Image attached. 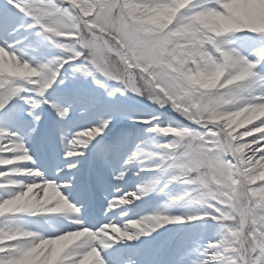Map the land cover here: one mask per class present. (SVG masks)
I'll return each instance as SVG.
<instances>
[{"label":"snow or ice","instance_id":"1","mask_svg":"<svg viewBox=\"0 0 264 264\" xmlns=\"http://www.w3.org/2000/svg\"><path fill=\"white\" fill-rule=\"evenodd\" d=\"M261 110L264 0H5L0 264H264Z\"/></svg>","mask_w":264,"mask_h":264},{"label":"rangeland","instance_id":"2","mask_svg":"<svg viewBox=\"0 0 264 264\" xmlns=\"http://www.w3.org/2000/svg\"><path fill=\"white\" fill-rule=\"evenodd\" d=\"M125 100L128 103H138L139 98H135L134 100H129L127 97L121 98ZM147 136V141L149 145H151V148L149 147L148 151H152L153 146L155 144V140L151 139V134L144 132L143 135ZM264 183V182H263ZM129 190H131V185H129ZM184 191V186L180 184H174L170 185L167 189H165V192L167 193L166 195H160V196H153V200L155 203L152 205L150 211L154 212H159V213H165V214H170V215H188L193 212H196L199 210V206L191 204L187 200L179 203H171V197L176 196L181 194ZM158 207V210H155L153 207ZM170 230H172L176 235L175 239L176 241H181L184 231H185V226L184 225H169L167 226ZM219 231V229H215L213 231H210L203 239L202 243H205L206 241H209L211 237H215L216 233ZM217 237V236H216ZM186 246L181 247L177 249L175 253V259H178V254L188 251L190 245L185 242ZM190 250V249H189Z\"/></svg>","mask_w":264,"mask_h":264},{"label":"bare ground","instance_id":"3","mask_svg":"<svg viewBox=\"0 0 264 264\" xmlns=\"http://www.w3.org/2000/svg\"><path fill=\"white\" fill-rule=\"evenodd\" d=\"M5 2V0H0V4H2V3H4ZM142 138L145 140V144H146V151H148L149 150V147L151 148V145H149V143H148V141H147V136L144 134L143 135V133H142ZM137 142H139V141H137ZM264 181H257V184H260V183H263ZM155 210H158V207H153ZM21 223H22V225L23 226H25V227H28V228H30V229H32V230H46V229H48V227H49V225H48V223H46L45 221H43V220H39V221H37L35 218H29V217H24L23 219H22V221H21ZM216 237H211L210 238V240H213V239H215ZM209 241H206L205 242V244L206 243H208ZM191 248V246L189 247V249ZM188 249V250H189ZM184 253H179L178 255H179V257H178V259L177 260H179V258H180V256L181 255H183ZM196 258V254H195V252L193 251L192 252V255H190L189 257H188V259L185 261V264H188V261H191V260H193V259H195Z\"/></svg>","mask_w":264,"mask_h":264},{"label":"clouds","instance_id":"4","mask_svg":"<svg viewBox=\"0 0 264 264\" xmlns=\"http://www.w3.org/2000/svg\"><path fill=\"white\" fill-rule=\"evenodd\" d=\"M261 111H264V110H261Z\"/></svg>","mask_w":264,"mask_h":264}]
</instances>
